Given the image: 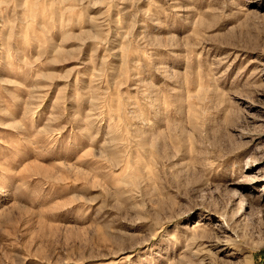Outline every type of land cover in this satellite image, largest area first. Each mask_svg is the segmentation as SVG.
<instances>
[{
  "label": "rangeland",
  "instance_id": "obj_1",
  "mask_svg": "<svg viewBox=\"0 0 264 264\" xmlns=\"http://www.w3.org/2000/svg\"><path fill=\"white\" fill-rule=\"evenodd\" d=\"M0 264H264V0H0Z\"/></svg>",
  "mask_w": 264,
  "mask_h": 264
},
{
  "label": "bare ground",
  "instance_id": "obj_2",
  "mask_svg": "<svg viewBox=\"0 0 264 264\" xmlns=\"http://www.w3.org/2000/svg\"><path fill=\"white\" fill-rule=\"evenodd\" d=\"M198 224H196L195 226H197ZM226 225V224H225ZM195 226H193V227H195ZM194 230H196V228L194 229ZM194 233V232H193ZM228 237V239L230 240V235L229 236H227ZM200 238L202 239V236H200V237H198L196 234H194L193 235V238H191L192 240H193V242H198V240H200ZM200 242H201V240H200ZM217 246H222V240H217L216 241V243H215Z\"/></svg>",
  "mask_w": 264,
  "mask_h": 264
}]
</instances>
